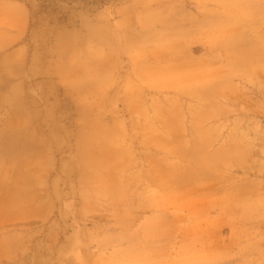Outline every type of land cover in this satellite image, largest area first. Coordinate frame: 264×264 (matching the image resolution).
Masks as SVG:
<instances>
[{
    "label": "rangeland",
    "instance_id": "obj_1",
    "mask_svg": "<svg viewBox=\"0 0 264 264\" xmlns=\"http://www.w3.org/2000/svg\"><path fill=\"white\" fill-rule=\"evenodd\" d=\"M0 264H264V0H0Z\"/></svg>",
    "mask_w": 264,
    "mask_h": 264
},
{
    "label": "bare ground",
    "instance_id": "obj_2",
    "mask_svg": "<svg viewBox=\"0 0 264 264\" xmlns=\"http://www.w3.org/2000/svg\"><path fill=\"white\" fill-rule=\"evenodd\" d=\"M0 215L2 216L3 215V212L0 211Z\"/></svg>",
    "mask_w": 264,
    "mask_h": 264
}]
</instances>
